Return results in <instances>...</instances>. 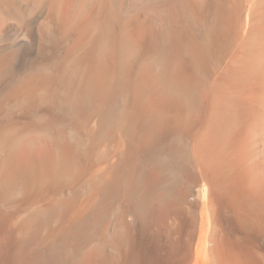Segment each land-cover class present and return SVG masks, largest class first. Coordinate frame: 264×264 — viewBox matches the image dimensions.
I'll use <instances>...</instances> for the list:
<instances>
[{"label": "bare ground", "instance_id": "6f19581e", "mask_svg": "<svg viewBox=\"0 0 264 264\" xmlns=\"http://www.w3.org/2000/svg\"><path fill=\"white\" fill-rule=\"evenodd\" d=\"M0 264H264V0H0Z\"/></svg>", "mask_w": 264, "mask_h": 264}]
</instances>
